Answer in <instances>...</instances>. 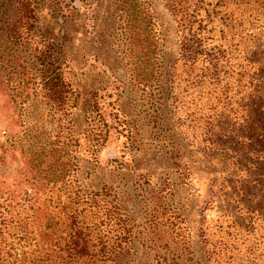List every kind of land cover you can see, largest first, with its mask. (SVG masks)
Masks as SVG:
<instances>
[{
	"label": "rangeland",
	"instance_id": "rangeland-1",
	"mask_svg": "<svg viewBox=\"0 0 264 264\" xmlns=\"http://www.w3.org/2000/svg\"><path fill=\"white\" fill-rule=\"evenodd\" d=\"M36 6L79 95L70 115L48 120L71 168L29 204L36 171L23 130L38 114L16 111L0 93L1 259L18 252L26 263L59 264L73 217L99 254L84 264H264V140L250 128L264 101L253 64L264 59V8L254 0L244 12L225 0ZM195 33L222 54L218 81L207 52L195 63L182 57V37Z\"/></svg>",
	"mask_w": 264,
	"mask_h": 264
},
{
	"label": "trees",
	"instance_id": "trees-1",
	"mask_svg": "<svg viewBox=\"0 0 264 264\" xmlns=\"http://www.w3.org/2000/svg\"><path fill=\"white\" fill-rule=\"evenodd\" d=\"M1 2V1H0ZM226 3H236L242 12L246 11L252 0H225ZM258 11L264 8L262 0H254ZM36 0H6L0 4V93L7 98L8 103L16 111H30L38 114V120L23 130L27 142V163L34 171V187L31 190L29 204L39 194L64 183L67 179L71 163L63 162L69 153L60 147V141L49 139L48 120L52 127L56 119L59 122L71 114L76 107L78 91L66 78L65 66L60 58L59 40L50 31L39 27L36 14ZM175 5L173 9H176ZM241 12V13H242ZM242 15V14H241ZM183 25L186 30H192V19H185ZM191 33H189L190 35ZM182 37V57L195 63L204 54L203 62H208L207 70L213 72V78L218 81L219 52L210 53L203 47L196 33ZM217 47L211 49L213 51ZM260 46H258V49ZM253 59L257 56L252 55ZM253 64L259 66L260 80L264 84V59L256 60ZM257 77H259L257 75ZM169 82L174 87L175 76L171 75ZM254 119L250 128L252 135L264 140V101L255 108ZM61 124V123H60ZM249 141L253 138L246 137ZM64 153V156L61 155ZM35 203V202H34ZM44 229H50L52 221ZM88 227L72 217L70 224L69 243L60 249L59 264H84L85 259L92 262L99 255L95 253L91 243ZM48 235V234H47ZM105 248L101 253L105 254ZM14 260L1 259L0 264H47V260L35 258L27 262L25 256L16 253Z\"/></svg>",
	"mask_w": 264,
	"mask_h": 264
}]
</instances>
